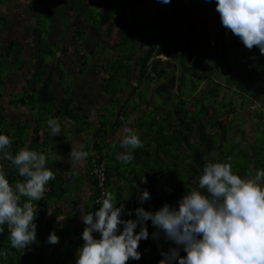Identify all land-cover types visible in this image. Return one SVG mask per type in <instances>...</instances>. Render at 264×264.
<instances>
[{
    "label": "trees",
    "instance_id": "1",
    "mask_svg": "<svg viewBox=\"0 0 264 264\" xmlns=\"http://www.w3.org/2000/svg\"><path fill=\"white\" fill-rule=\"evenodd\" d=\"M92 1H97L100 9L88 25L104 40L96 41L92 34L87 36L86 30L79 28L75 34L82 46H75L71 53L78 75L91 68L105 92H113L111 106L95 128L84 108L75 103L72 82L63 81L65 71L48 72L50 63L46 56L55 53L48 49L40 29L29 22L30 13L48 14L50 0H29L18 21L14 18L19 15L0 16V28L10 29L13 20L22 26L16 28L20 37L6 34L0 57V97L5 96L7 87L1 82L12 74L18 77L26 75V71L30 74L22 91L11 92L8 99L9 106L21 110L22 118L10 123L2 117L0 107V134L12 140L6 151L15 155L27 146L37 152L55 153L54 159L49 158L48 167L56 173L55 179L45 186L43 200L37 202L36 243L26 250L12 249L8 227L3 226L0 251L7 250L10 255L6 261L0 257V264H76L77 249L84 243L82 214L66 211L58 203L81 191L86 177L89 195L85 210H98L100 205L96 201L101 189L92 171L95 162L104 163V189L112 191L117 203L122 202L126 210H133L131 217L126 211L122 219H135L134 210L138 207L155 212L165 203L177 206L186 189L197 186L207 162H229L231 158L233 172L241 177L264 170V55L257 47L248 50L222 26L215 0H171L168 4L137 0L136 5L134 0ZM85 4L88 5V0H71L70 8L76 14L82 10L84 18L85 12L90 13ZM116 17L117 23L112 21ZM208 19L212 20L210 26ZM146 29L149 33L143 32ZM29 32L36 45L33 57L29 58L35 64L32 69L25 52ZM226 39L232 43H226ZM105 40L112 42L109 46L116 47V53L108 58L101 52L97 60L93 43ZM56 57L55 65L59 68L60 56ZM231 59L236 63L231 64ZM3 66L10 69L5 74ZM216 75L219 79H215ZM58 84L61 90L57 89ZM118 91L125 97L123 94L117 97ZM238 111L245 114L243 119L237 115ZM48 119L60 123L58 136L51 135ZM247 122L250 130L243 127ZM128 127L137 132L143 147L133 151L130 163L123 164L117 155L126 151L120 141ZM71 129L77 134L91 130V136L82 143L83 151L88 153L84 177L65 158ZM0 167L11 184L23 179L3 159V153ZM144 189L151 199L141 204L137 197ZM147 228L149 238L141 240L138 249L141 259H130L127 264H159L163 259L161 251L176 247L171 241L166 242L163 234L159 240L152 238L157 229L151 221L147 222ZM53 231L59 237L56 245L47 242ZM93 235L99 238L100 234ZM180 255L186 253L181 249Z\"/></svg>",
    "mask_w": 264,
    "mask_h": 264
},
{
    "label": "clouds",
    "instance_id": "2",
    "mask_svg": "<svg viewBox=\"0 0 264 264\" xmlns=\"http://www.w3.org/2000/svg\"><path fill=\"white\" fill-rule=\"evenodd\" d=\"M168 4L171 0H160ZM222 26L237 36L252 50L259 48L264 55V0H215ZM95 116L93 110L90 119ZM131 123V119L128 121ZM52 136L61 133L56 119H48ZM120 146L125 149L117 155L123 164L130 163L133 151L143 147L135 130L125 128ZM12 145L9 136L0 134V153L23 178L14 185L0 167V232L7 225L10 247L26 250L36 243L38 201L43 200L46 185L56 173L48 167L55 153H43L21 147L15 155L7 149ZM74 168L83 167L88 153L83 145H72L69 154ZM207 162L197 186L186 189L177 206L165 203L155 212L138 207L135 219H122L125 212L131 217L112 191L105 190L98 210L86 211L78 205L85 225L82 247L77 249L76 264H127L140 260L141 240L149 238L147 222L157 231L152 238L171 241L176 247L161 251L159 264H264V170H256L245 177L235 174L230 162ZM141 204L151 199L147 189L138 195ZM119 205V206H118ZM139 228V231L135 230ZM99 233V238L93 234ZM50 245L59 243L55 231L48 236ZM183 250L186 255L181 256ZM9 251H0L6 261Z\"/></svg>",
    "mask_w": 264,
    "mask_h": 264
},
{
    "label": "crops",
    "instance_id": "3",
    "mask_svg": "<svg viewBox=\"0 0 264 264\" xmlns=\"http://www.w3.org/2000/svg\"><path fill=\"white\" fill-rule=\"evenodd\" d=\"M21 4L28 5L29 0H27V1H25V0H7V1L0 0V16L5 15V16H9L12 18V16L19 14V13L14 14L13 11L18 10L19 5H21ZM11 25H12L10 28V29H12L11 32L9 31L10 30L9 28H7V29L0 28V57L2 55V49H3V46L5 44L6 34L11 35V37H13V35H16L14 37H20V33L16 30V28H22L20 23L13 20ZM97 33H99V32H97ZM33 40L34 39L30 35V32L27 33L25 52L29 51L30 45L32 44ZM68 49H69L68 53H66L67 49L64 46H62V51H61V55L59 57V60L62 61L63 63L65 62L67 55L69 57L73 56L71 54L70 47ZM33 51H34V48L32 50L31 57H33V54H34ZM73 58H74V56H73ZM28 61H30L29 58H28ZM73 64H74V65H72L73 72H74L73 74L69 73L66 66L63 69H61V68H57L56 65L54 67H52L50 65L48 68V72L51 73L54 71L57 73V71L59 69H61V70L66 69L67 73H69V75L72 77L71 79L73 81V88L71 91V95L73 96L75 103L81 105L84 108V113L88 116V118L91 116L93 110L95 111L94 118L93 119L89 118V121H91L93 127L95 128L98 126L100 118L102 117L103 112L105 111L104 106H106V104H107V106H111V103H112L111 97L113 95V92L106 93L104 90L103 84L101 82H100V86L98 85L97 88L92 82H89V81L85 82L88 79L87 73H88V71L91 70V68L84 75L81 76V75H78L77 63L73 61ZM25 74L26 75H23V77H18L16 74H12L11 78L7 79L6 82H3V83L1 82V84L5 85V86L7 85L5 96L0 97V107L2 108V111H3L2 117L4 119L8 120L10 123H14V122L16 123L22 118L21 110L18 108L9 106L8 105V99L11 97V96H9V94L11 92L15 91V92L19 93L22 91V89L24 87V82H25L24 80L28 76H30L29 71H26ZM57 89L61 90V87L59 86V84L57 85ZM122 94L124 95L123 92L118 91V94H116V95H117V97H121ZM124 97H125V95H124ZM124 97L121 98L120 105L123 104ZM142 107L147 108L146 105H143ZM250 107H253V105H251ZM239 114H240V112L238 111L237 115H239ZM240 116H241V119H243L245 117V114L244 115L240 114ZM243 127L246 130H250V128H251L250 123H248V122L245 123V125ZM90 131L91 130H88L82 134H79V133L77 134L74 129H71L70 132H68V135L70 136V140L65 147V158L68 162L71 163V165H72V160H71L69 154L71 152L72 145H77V146L82 145L83 139L91 136ZM118 131L119 130H117V132ZM121 137L122 138L124 137V133L121 134ZM240 143H242V141L239 142V144ZM86 164H87V161L85 160L83 167L75 168L76 170H78V172L80 173V175L82 177H84V170H85ZM72 167H73V165H72ZM88 195H89V181L85 177L83 189L81 191L75 192L71 197L66 198V200H63L62 202H60L58 204L63 206L66 211L75 210L81 215L82 213L79 211L78 205L80 203H83L85 205Z\"/></svg>",
    "mask_w": 264,
    "mask_h": 264
},
{
    "label": "rangeland",
    "instance_id": "4",
    "mask_svg": "<svg viewBox=\"0 0 264 264\" xmlns=\"http://www.w3.org/2000/svg\"><path fill=\"white\" fill-rule=\"evenodd\" d=\"M25 1H27V0H25ZM70 1L71 0H50L51 5L48 8L49 9L48 14L40 12L39 15H36L34 13H32V14L30 13V16L28 18L30 24L34 26L33 28H39L40 29L42 36L45 38V40L47 42L48 49L51 50L53 53H55L54 56H51L49 54L46 56V61L49 62L52 67L55 66V61L57 60L56 56L61 55L62 46H64L67 49L66 53H68L69 47H70V49H72V52H73L75 49V46H78V47L82 46V45H79V43L77 41L78 36L76 37L75 30H78L79 28H84L86 30L85 34L87 36H91V34H92V36L95 38L94 40H96V41L104 40V38L97 35L98 34L97 32L94 33L93 31H91L89 28V25H88V23L92 24L94 18L97 17L95 15V12H97L100 9V7L97 6L98 2L97 1L93 2L92 0H88V5L87 4H85V5H87L86 9L88 8L87 11H89L90 13L86 14V12H85V15L83 18L82 17V10L79 11L77 14H76L75 10H71ZM99 1L102 3L101 0H99ZM138 1H140V0H138ZM133 4L136 5L137 0H134ZM25 6L26 5L21 4V5H19L18 10L13 11L14 14L19 13V14H17V15H19V17L14 18L15 20L18 21L19 19H22L23 16H21L20 13H22ZM42 11L44 12L45 9ZM112 21L117 23L118 18L117 17L113 18ZM207 24L210 26L212 24V20L208 19ZM9 31L11 32L12 29H10ZM89 31H91V33ZM212 31L214 32L216 30H212ZM143 32L149 33V29H146ZM83 35H84V33H83ZM87 36H82V37L87 38ZM145 36H146V33H145ZM34 40L32 41V44L30 45L29 51H27V53H26V57L30 58V59H31V53H32L33 48H36ZM145 40L147 41V38ZM225 42L228 44H231L232 40L226 39ZM109 43L110 42L108 40L106 42H97L95 44L93 43V46L95 47V51L98 53L97 58H96L97 60H98V56L101 54V52L104 55H108V58H111L116 53L117 48L116 47L112 48L111 46H109ZM111 43H110V45H112ZM25 46H26V43H25ZM96 59H95V61H96ZM73 61L76 62V59H74L73 56L69 57L67 55L65 62L63 63L61 61L59 63V68L63 69L66 66L69 73L73 74L74 73L73 68H72V65H74ZM230 63L235 64L236 62L234 61V59H231ZM31 65H32L31 69L35 67L34 63L33 64L31 63ZM13 68H14L13 70H15V71L18 70V67H13ZM202 69L204 70L203 67H202ZM9 70L10 69L7 68L6 66L2 67V73H4V74L7 73ZM64 71H65V75H64L63 81L72 82L71 84H73V81L70 80L72 77L69 75V73H67L66 69H64ZM87 77H88V79L85 82H88V81L92 82L96 86V88L98 85L100 86V80L98 79V76L94 73V71L92 69L90 71H88ZM215 79H219V75H216ZM154 101L157 102L158 100L155 98ZM159 102H160V99H159ZM119 104H120V102H119ZM108 108H110V106H107V104H106V106H104V110L106 111Z\"/></svg>",
    "mask_w": 264,
    "mask_h": 264
},
{
    "label": "built area",
    "instance_id": "5",
    "mask_svg": "<svg viewBox=\"0 0 264 264\" xmlns=\"http://www.w3.org/2000/svg\"><path fill=\"white\" fill-rule=\"evenodd\" d=\"M92 171L94 172V174L98 180L99 188L101 189L100 198H99V199H101V194L105 191V189H104L105 169H104L103 161L95 162L93 165Z\"/></svg>",
    "mask_w": 264,
    "mask_h": 264
}]
</instances>
